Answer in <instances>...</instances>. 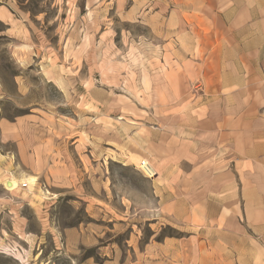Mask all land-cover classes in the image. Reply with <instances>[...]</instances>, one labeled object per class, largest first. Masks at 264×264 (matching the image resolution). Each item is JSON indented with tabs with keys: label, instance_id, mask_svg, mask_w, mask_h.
Listing matches in <instances>:
<instances>
[{
	"label": "rangeland",
	"instance_id": "rangeland-1",
	"mask_svg": "<svg viewBox=\"0 0 264 264\" xmlns=\"http://www.w3.org/2000/svg\"><path fill=\"white\" fill-rule=\"evenodd\" d=\"M2 1L30 38L0 23V264H197L204 234L174 217L128 139L127 93L148 90L152 34L125 14L135 0ZM65 76L68 93L55 83Z\"/></svg>",
	"mask_w": 264,
	"mask_h": 264
},
{
	"label": "crops",
	"instance_id": "crops-1",
	"mask_svg": "<svg viewBox=\"0 0 264 264\" xmlns=\"http://www.w3.org/2000/svg\"><path fill=\"white\" fill-rule=\"evenodd\" d=\"M125 14L152 32L142 40L148 90L127 93L134 156L184 214L174 217L204 234L197 264H264V0H135ZM0 23L10 39L30 36L2 0ZM55 83L69 92L67 76Z\"/></svg>",
	"mask_w": 264,
	"mask_h": 264
},
{
	"label": "bare ground",
	"instance_id": "bare-ground-1",
	"mask_svg": "<svg viewBox=\"0 0 264 264\" xmlns=\"http://www.w3.org/2000/svg\"><path fill=\"white\" fill-rule=\"evenodd\" d=\"M9 185L6 184V186L8 187V190H13L16 188V182L10 180V182L8 181Z\"/></svg>",
	"mask_w": 264,
	"mask_h": 264
},
{
	"label": "built area",
	"instance_id": "built-area-1",
	"mask_svg": "<svg viewBox=\"0 0 264 264\" xmlns=\"http://www.w3.org/2000/svg\"><path fill=\"white\" fill-rule=\"evenodd\" d=\"M144 165L147 166L146 164H144V163L142 162V163H141V167L143 168Z\"/></svg>",
	"mask_w": 264,
	"mask_h": 264
},
{
	"label": "water",
	"instance_id": "water-1",
	"mask_svg": "<svg viewBox=\"0 0 264 264\" xmlns=\"http://www.w3.org/2000/svg\"><path fill=\"white\" fill-rule=\"evenodd\" d=\"M7 185H9V183H7Z\"/></svg>",
	"mask_w": 264,
	"mask_h": 264
}]
</instances>
